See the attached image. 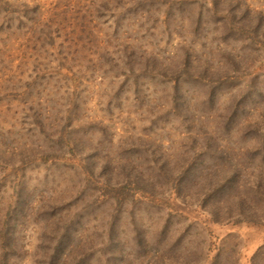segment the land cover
I'll return each instance as SVG.
<instances>
[{
	"label": "rangeland",
	"instance_id": "rangeland-1",
	"mask_svg": "<svg viewBox=\"0 0 264 264\" xmlns=\"http://www.w3.org/2000/svg\"><path fill=\"white\" fill-rule=\"evenodd\" d=\"M264 264V0H0V264Z\"/></svg>",
	"mask_w": 264,
	"mask_h": 264
},
{
	"label": "trees",
	"instance_id": "trees-1",
	"mask_svg": "<svg viewBox=\"0 0 264 264\" xmlns=\"http://www.w3.org/2000/svg\"><path fill=\"white\" fill-rule=\"evenodd\" d=\"M209 264H218V260L215 259V260H213V262H210Z\"/></svg>",
	"mask_w": 264,
	"mask_h": 264
}]
</instances>
